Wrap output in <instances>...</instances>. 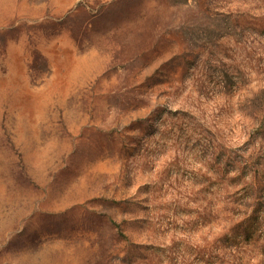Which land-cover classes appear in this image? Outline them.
I'll list each match as a JSON object with an SVG mask.
<instances>
[{
    "label": "rangeland",
    "instance_id": "374dc122",
    "mask_svg": "<svg viewBox=\"0 0 264 264\" xmlns=\"http://www.w3.org/2000/svg\"><path fill=\"white\" fill-rule=\"evenodd\" d=\"M0 264H264V0H0Z\"/></svg>",
    "mask_w": 264,
    "mask_h": 264
}]
</instances>
